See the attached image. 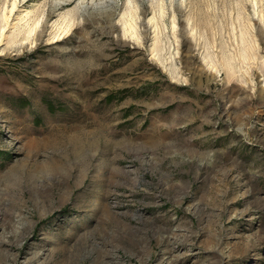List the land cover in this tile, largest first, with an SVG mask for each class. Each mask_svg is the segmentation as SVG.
I'll return each mask as SVG.
<instances>
[{"label":"rangeland","instance_id":"obj_1","mask_svg":"<svg viewBox=\"0 0 264 264\" xmlns=\"http://www.w3.org/2000/svg\"><path fill=\"white\" fill-rule=\"evenodd\" d=\"M0 264H264V0H0Z\"/></svg>","mask_w":264,"mask_h":264},{"label":"bare ground","instance_id":"obj_2","mask_svg":"<svg viewBox=\"0 0 264 264\" xmlns=\"http://www.w3.org/2000/svg\"><path fill=\"white\" fill-rule=\"evenodd\" d=\"M13 4H14V1H13V3H12V6H11L12 8H13ZM10 10H12V9H10ZM35 25H37V24H35ZM129 27L132 28L131 23L129 24ZM133 29H134V28H133Z\"/></svg>","mask_w":264,"mask_h":264}]
</instances>
